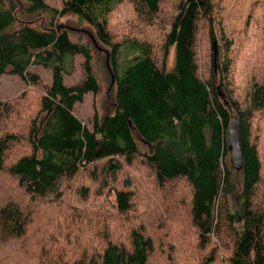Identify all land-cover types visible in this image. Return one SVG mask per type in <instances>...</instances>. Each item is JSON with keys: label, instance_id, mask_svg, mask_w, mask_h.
Returning a JSON list of instances; mask_svg holds the SVG:
<instances>
[{"label": "trees", "instance_id": "1", "mask_svg": "<svg viewBox=\"0 0 264 264\" xmlns=\"http://www.w3.org/2000/svg\"><path fill=\"white\" fill-rule=\"evenodd\" d=\"M221 1L174 0L157 50L146 38L114 40L110 18L127 2L134 14L154 24L164 0H63L61 8L46 0H0V77L10 73L40 86L43 78L36 68L51 72L28 129L30 150L10 161L9 151L22 135L8 130V124L0 130V173L14 177L36 204L62 198L64 180L84 173L102 184L118 181L140 160L152 172L155 185L173 199L168 213L177 214V206L184 208L200 234V249L205 250L212 237H228L227 264H264V163L259 134H255L264 133V10L259 12L264 0H241L240 5L249 6L241 22L231 24V31L220 16ZM232 1L238 0H224ZM66 16L91 27L92 37L110 55L115 107L102 117L96 112L92 127L77 117L74 107L87 93L97 94L101 86L91 47L74 40L60 25L59 19ZM201 32L213 49L215 42L218 46L211 78L199 75L195 46ZM242 37L252 68L258 70L247 83L245 99L236 96L233 86L239 65L236 47ZM76 55L84 57V76L67 85L64 74L71 71ZM10 115L8 104L0 102V122H11ZM233 115L240 122L244 153L240 171L228 161ZM138 138L148 150L141 149ZM178 182L187 187L185 193L176 192ZM81 189L87 193L86 187ZM136 194L125 180L115 191L110 215L87 218L77 212L79 217H69L63 240L51 233L39 248L25 246L24 258L0 264H152L160 248L156 232L142 225H129L127 232L115 226L112 231L107 222L109 216L119 226L126 222ZM1 201L0 249L25 240L31 224L26 206L10 198ZM206 260L216 262L214 256Z\"/></svg>", "mask_w": 264, "mask_h": 264}, {"label": "rangeland", "instance_id": "2", "mask_svg": "<svg viewBox=\"0 0 264 264\" xmlns=\"http://www.w3.org/2000/svg\"><path fill=\"white\" fill-rule=\"evenodd\" d=\"M51 6L61 8L63 0H46ZM237 1V0H236ZM233 2V1H232ZM231 2V3H232ZM220 16L224 24H227L228 31H231L232 23H240L245 9L249 6L240 5L241 0L225 3L221 1ZM242 6V7H241ZM174 0H164L161 6V13L154 24H148L141 17L133 13L131 5L127 2L119 5L110 18V29L114 40H122L126 37H138L153 42L157 50L163 42V34L170 22L171 14L174 11ZM264 7L259 10L263 11ZM262 22V20H259ZM60 25L69 30L72 38L80 42L87 43L91 47L93 54V64L95 72L100 82V91L97 94L87 93L82 102L75 104L74 111L84 124L92 127L94 114L97 112L100 117L114 111L115 107V87L112 84V72L109 69L110 55L106 47L92 37L91 30L87 24L80 22L74 16H66L59 19ZM237 48L238 70L233 84L236 96L245 99L247 83L257 69L252 68V56L243 37ZM124 50L123 54L127 53ZM196 57L201 77L211 78L213 69L214 49L205 32H201L197 38ZM108 60V62H107ZM84 57L76 55L73 58L71 70L64 74L67 85L79 82L83 76L82 62ZM173 62V53L170 57L169 66ZM36 70L41 74L43 81L40 86L30 85L20 77L7 73L0 77V102H6L11 111V122L2 120L0 130L4 131L6 124L8 130L20 134L21 140L16 142L9 151V158L16 160L19 156L30 150L29 127L31 119L38 113L39 96L51 82V72L42 66ZM218 70V69H217ZM219 76V75H218ZM220 92H224L221 90ZM1 132V131H0ZM257 138L260 140V154L264 163V133L258 130ZM141 149H149L141 138H138ZM231 164V153L228 156ZM127 173H121L117 179H109L106 184L95 182L89 175L81 173L73 180L62 182V198L52 197L45 199L41 203H32L29 196L19 186L18 181L7 173H0V202L1 200L14 199L22 203L31 212V224L25 240L22 242H10L4 244L0 249V261L5 263L10 258H24L25 246L33 250L39 248L47 235L51 233L59 240H63L68 231V219L80 212L87 218L96 214L110 215L115 204V191L123 187L125 180L136 190V202L134 210L127 217L126 222H121V226L114 218L107 220L112 231H116L118 226L123 232H127L129 225H142L146 229L156 232L160 248L151 258L152 264H169L174 260L178 264H208L209 257L214 256L216 262L213 264H227L226 256L229 252L230 241L228 237L223 239L212 237L211 242L205 248L200 249V234L197 229L190 225L187 213L184 208L178 206L174 208L178 213L175 215L168 213L167 206L173 205L172 198H166L165 192L159 189L154 181L152 172L146 168L145 164L137 160L132 167L127 168ZM81 186L86 187L87 193H83ZM174 186L178 194L185 193L187 187L183 182H178ZM234 200H230L233 204ZM148 203V204H147ZM33 205L35 208L30 209ZM151 206L150 211H146ZM163 206V208H162ZM160 209V210H159ZM92 242H95L94 240Z\"/></svg>", "mask_w": 264, "mask_h": 264}, {"label": "water", "instance_id": "3", "mask_svg": "<svg viewBox=\"0 0 264 264\" xmlns=\"http://www.w3.org/2000/svg\"><path fill=\"white\" fill-rule=\"evenodd\" d=\"M217 58H218V46H217V43L215 42L214 43L215 67H217ZM108 66H109L110 71L112 72V69L109 63H108ZM114 81H115V77L112 72V84H114ZM220 94L223 95L222 92H220ZM228 148L231 153V164L233 168L236 169L237 171H240L244 166V153H243L241 142H240V122L235 115H233V118H232V121L229 127Z\"/></svg>", "mask_w": 264, "mask_h": 264}]
</instances>
